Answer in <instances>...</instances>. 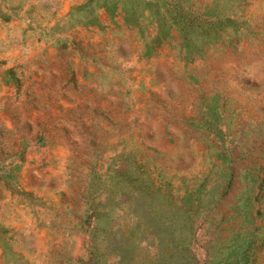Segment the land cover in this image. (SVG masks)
I'll list each match as a JSON object with an SVG mask.
<instances>
[{
    "label": "rangeland",
    "instance_id": "374dc122",
    "mask_svg": "<svg viewBox=\"0 0 264 264\" xmlns=\"http://www.w3.org/2000/svg\"><path fill=\"white\" fill-rule=\"evenodd\" d=\"M0 264H264V0H0Z\"/></svg>",
    "mask_w": 264,
    "mask_h": 264
}]
</instances>
